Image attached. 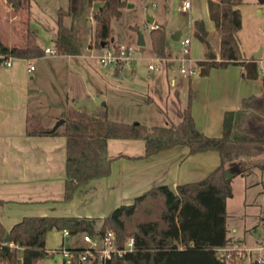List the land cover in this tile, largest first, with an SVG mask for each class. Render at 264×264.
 <instances>
[{"label": "crops", "instance_id": "obj_1", "mask_svg": "<svg viewBox=\"0 0 264 264\" xmlns=\"http://www.w3.org/2000/svg\"><path fill=\"white\" fill-rule=\"evenodd\" d=\"M86 1L90 7L92 20L93 12L101 0ZM25 2L27 25L34 30L37 43L42 48L44 46L53 48V44L48 45L47 41L52 40L55 35V11L62 6V1L25 0ZM129 5L131 3L127 6ZM177 7L187 11V29L183 36L188 37L186 56L189 60L205 58L207 55L204 46L199 52L192 55L188 53L189 33H196L197 20L202 22L206 39L218 58L220 29L210 15L208 0H189L187 8L182 7L180 0ZM238 7L241 12V26L236 30V37L243 56L253 58V54L248 52L261 44L258 37L264 27V0H242ZM164 13V9L162 12L146 13L152 19L145 18L147 35L142 32L143 42L137 44L146 43L148 29L156 23L164 26V44H169V40H175L170 34L176 28L179 30L176 40L179 42L181 21L175 16L166 17ZM13 16L19 17V13ZM13 29L10 5L6 0H0V39L4 36L5 39H2L4 42L12 43ZM40 32L46 35V42L42 41L44 37L39 35ZM112 39L113 37L110 40ZM88 40L89 37L86 39L84 49L81 48L82 45H78L79 51L76 53L43 51L42 54L33 57L12 56L8 65H0V221L6 228L24 214L94 216L97 218L95 221L97 225L99 218L112 207L130 202L140 191L158 183H165L174 189L178 182L202 178L219 162V154L215 149L188 153L184 144H174L144 155L142 138L108 137L105 147L107 156L111 157L108 173L79 184L69 199L62 200L64 135L60 131L61 122L53 128L51 126L62 117L61 112L68 103L96 115L105 114L103 102H97V92L101 93L107 83V76L103 75L106 73L104 69L112 66V70L108 68L107 71L115 73L122 67L117 64L101 65L96 54L88 53L87 48L91 46ZM105 45L99 46H104L102 48L110 46ZM259 48L261 52L255 58L259 69L256 77L243 76V66L236 62L228 63L226 66H213L206 74L182 72L177 79L168 77L165 88L158 92L150 89L142 92L131 102V106L129 103L121 108L119 116L109 117L129 122L136 120L144 127L176 122L180 118L189 86V109L194 123L205 133L218 135L222 132L225 109L238 107L244 96L263 93L264 48L262 45H259ZM164 52L165 55L157 60L163 64L166 71L179 60V55H172L165 47ZM153 55L156 59V55L154 53ZM29 63L32 64L31 68H28ZM196 68L198 70V66ZM123 74L128 75L125 72ZM176 83L179 84L177 88ZM26 114L36 115L46 129L56 131L27 134L24 131ZM254 156L247 160L240 158L231 161L226 164V169L232 167L238 174L245 175L247 173L245 165L258 162ZM239 170L243 173L238 172ZM51 230L61 233L58 245H46L48 231ZM66 234L68 232L63 233L61 229H48L44 237L46 250L52 252L59 246L85 245L83 239L84 243L63 244L62 237ZM256 238L259 240L260 236ZM56 251L62 255L59 250Z\"/></svg>", "mask_w": 264, "mask_h": 264}, {"label": "trees", "instance_id": "obj_2", "mask_svg": "<svg viewBox=\"0 0 264 264\" xmlns=\"http://www.w3.org/2000/svg\"><path fill=\"white\" fill-rule=\"evenodd\" d=\"M83 1L67 0L65 8L56 9V30L52 39L54 52L79 51L72 20L81 13ZM241 1L208 0L210 15L220 29L219 57L216 58L206 39L202 22L197 20L196 34L207 46L206 57L196 60L198 73L206 74L213 66L236 62L243 66V76H258L256 59L243 56L236 37V30L241 26L238 7ZM6 2L12 12H17L24 3L23 0ZM124 3L125 0L100 1L93 12L89 45L98 46L100 41L108 43L109 20L120 14ZM24 8V16L19 19L22 41L6 43L0 39V53L14 57H33L43 53L34 30L27 25L26 2ZM66 15L69 23H64ZM148 38L151 51L163 57L164 26L161 23L152 25L148 29ZM262 82L263 93L244 96L238 107L225 109L222 132L218 135L207 134L194 123L189 109V86L179 120L149 127L112 119L105 114L96 115L68 103L61 112L60 131L64 135L62 200L69 199L79 184L108 173L111 159L105 149L108 137H140L144 155L174 144H184L188 153L215 149L219 162L202 178L178 182L174 189L158 183L140 191L130 202L112 207L99 218L97 225L94 216L70 214H24L8 228L0 221V264H36V260L48 252L44 246L45 232L62 228L68 233L80 231L89 235H99L111 229L116 246H121L127 236H132L131 249L120 254L111 253L101 259V264H235L236 250L220 249L235 243L226 227V198L232 193L233 176V173H226V164L244 156L264 155V73ZM24 131L42 134L56 129L48 130L36 115L26 114ZM255 164L263 173L264 193V156ZM238 172L243 173L242 170ZM262 218L264 221V207ZM67 248L77 252L82 246ZM78 262L74 259L71 264ZM96 262L97 257L91 264ZM250 264L264 263L252 260Z\"/></svg>", "mask_w": 264, "mask_h": 264}, {"label": "rangeland", "instance_id": "obj_3", "mask_svg": "<svg viewBox=\"0 0 264 264\" xmlns=\"http://www.w3.org/2000/svg\"><path fill=\"white\" fill-rule=\"evenodd\" d=\"M62 1V8L66 7L67 0ZM180 0H125L124 5L121 7L120 14L117 17H111L109 20V40L106 45L127 44L132 48V57L130 61L125 62L124 60L117 65H122L121 69L115 73H111L108 70H112V66H107L104 70L106 73L103 75L107 76V83L101 90V93L97 92V102H103V107L106 108L105 115L119 116L118 112L123 106H131L133 102L142 92L150 91L158 92L166 87L168 77H174L177 79L181 76L182 72L178 70L179 60L172 66V68H165L159 60L154 59L153 52L151 51L149 38L146 36V43L137 44L135 42V32L140 30L146 34V24L145 13L162 12L165 10V16L171 15L172 17H178L180 22L182 37L187 29L186 17L187 11H182L177 7ZM17 11L12 12V24L14 26V33L12 36V42L20 43L22 41L21 37V23L19 19L24 16V4ZM128 2L131 5L127 6ZM44 3H47L44 1ZM165 4V6L163 5ZM47 5V4H46ZM90 7L86 0L83 1L82 11L73 19V34L79 42L78 45H82L81 48L84 49L86 39L90 37L91 27L93 19L90 16ZM19 13V17L13 16ZM264 13V8H263ZM69 17L64 18V22H68ZM130 23L133 24L130 26ZM1 35V34H0ZM41 36L44 38L42 41L46 42V35L40 32ZM147 35V34H146ZM190 42L188 45V53L199 52L203 46L207 50V46L203 40H201L196 33H189ZM5 39L4 36H1ZM260 43L264 48V27L261 30L259 37ZM43 42V43H44ZM169 44H164V47L170 51V53L180 55L181 49L178 40H169ZM48 45H52V40L47 41ZM105 45V46H106ZM259 45L255 50L248 52L253 54L254 51L258 50ZM104 46L91 45L88 46L87 51L91 55H98L105 48ZM96 59V58H91ZM125 62V63H124ZM154 64L155 68H148L147 63ZM183 64L191 65L197 67L196 59L185 60ZM117 67V66H116ZM128 73L124 75L123 73ZM183 74H186L185 72ZM186 79V78H185ZM179 84H175L177 88ZM180 88V87H179ZM160 92V91H159ZM128 102V103H127ZM101 115V114H98ZM110 118V117H109ZM113 119V118H112ZM116 119V118H114ZM134 120V119H133ZM136 121V120H135ZM44 126V125H43ZM263 154H258L254 156L257 161H262ZM244 160L250 158L248 156L242 157ZM246 164V163H245ZM245 175L238 174L233 170L232 167H227L226 173L232 174V193L228 197L227 205V217H226V227L227 232L231 234L235 240L233 246L248 247L256 245L260 239L264 238V221L262 220L263 207H264V193L262 191V177L263 173L257 164L251 163L250 165H245ZM61 233L59 231H48L46 245H58L60 241ZM82 232H73L63 235V244L67 243L78 244L84 243L82 240ZM260 236L258 240L256 237ZM263 250L252 249L250 252L244 254L243 256L236 254L235 264H250V260H255ZM37 264H63L62 255L58 251L47 252L42 257L36 260ZM77 264H90L87 261H80ZM99 264V261L96 262Z\"/></svg>", "mask_w": 264, "mask_h": 264}, {"label": "built area", "instance_id": "obj_4", "mask_svg": "<svg viewBox=\"0 0 264 264\" xmlns=\"http://www.w3.org/2000/svg\"><path fill=\"white\" fill-rule=\"evenodd\" d=\"M189 0H182V7L187 8ZM181 54L179 55V70L185 72L186 74L197 73L198 70L196 67L191 65H184L183 61L189 60L185 52L187 50L188 37L183 36L179 39ZM43 51L54 52L53 48L49 46H44ZM132 48L127 44H116L115 47L107 46L104 51L97 55V59L101 65H113L120 63L121 60L127 62L130 61L132 57ZM12 56L6 53H0V65H8ZM156 59L161 58L160 56H155ZM124 62V63H125ZM148 67H154V64L148 63ZM32 64L29 63L28 68H31ZM63 233H66L65 228L61 229ZM82 239L85 241V245L82 246L77 252L67 247H60L58 250L63 255V264H71L75 259L77 261H87L91 264L92 260L97 257V261L101 264V259L104 257L110 256L111 253L120 254L125 250L131 249L133 238L132 236H127L125 241L121 246H116L114 242V236L111 229H106L102 234L99 235H89L86 232L82 233ZM234 245V244H233ZM221 246V250L233 248L236 250V254L243 256L244 254L250 252L252 249L263 250V253L260 254L256 260L264 263V240H259V242L254 246L248 247H239V246ZM230 255V252L228 253ZM236 256V255H235Z\"/></svg>", "mask_w": 264, "mask_h": 264}, {"label": "water", "instance_id": "obj_5", "mask_svg": "<svg viewBox=\"0 0 264 264\" xmlns=\"http://www.w3.org/2000/svg\"><path fill=\"white\" fill-rule=\"evenodd\" d=\"M128 4H130L129 2H128ZM127 4V5H128ZM145 18L147 19V20H151L152 18H151V16L150 15H148V14H146L145 13ZM178 29L176 28L171 34H170V36L172 37V38H177V36H178ZM136 43H142L143 42V39H142V32L140 31V30H136ZM110 39H111V37H110ZM100 44L102 45L103 44V41H100ZM260 52H261V49L260 48H258V50L256 51V52H254L253 53V58L255 59V58H257V56L260 54ZM62 120H63V117H59L55 122H54V124L51 126V128H53V127H55V125H57L59 122H62ZM134 122H136V121H134ZM255 261H257V260H255Z\"/></svg>", "mask_w": 264, "mask_h": 264}]
</instances>
